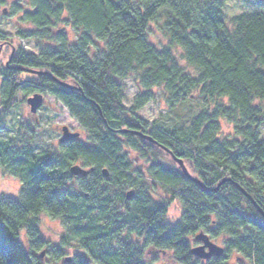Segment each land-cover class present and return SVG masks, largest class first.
Masks as SVG:
<instances>
[{
	"label": "trees",
	"instance_id": "trees-1",
	"mask_svg": "<svg viewBox=\"0 0 264 264\" xmlns=\"http://www.w3.org/2000/svg\"><path fill=\"white\" fill-rule=\"evenodd\" d=\"M28 1L17 37L34 41L37 53L10 46V60L0 70V122L20 88L38 90L68 109L89 143L70 139L50 153L0 140V169L22 184L20 199L0 196V264H42L36 252L48 242L38 227L41 213L66 227L49 253L53 260L67 261L64 248L72 242L84 253L64 264H145L147 248L171 251L178 264H200L189 250V239L200 231L211 239L224 236L227 250L264 264V217L257 210L264 211V138L258 133L264 110L256 103L264 102V11L228 20L226 0ZM64 15L78 31L74 42L59 27ZM161 19L168 40L157 47L148 39V26ZM96 41L103 49L91 53ZM174 47L194 74L179 65ZM29 70L39 72L21 86L16 76ZM130 75L145 92L135 94L127 109L121 80ZM154 87L171 109L193 98L201 107L179 127L149 124L136 111L154 100ZM221 119L233 125V137H219ZM167 149L205 186L229 180L217 191H205ZM129 152L145 166L134 165ZM79 163L93 170L72 175L69 168ZM74 179L79 188L68 184ZM154 182L168 189L165 203L152 197ZM171 199L182 206L174 225L162 222ZM224 258L203 264H226Z\"/></svg>",
	"mask_w": 264,
	"mask_h": 264
},
{
	"label": "rangeland",
	"instance_id": "rangeland-1",
	"mask_svg": "<svg viewBox=\"0 0 264 264\" xmlns=\"http://www.w3.org/2000/svg\"><path fill=\"white\" fill-rule=\"evenodd\" d=\"M261 0H226L223 7L224 14L229 20L232 16L246 11H264V8L260 6ZM28 0H5V3H0V34L3 38H0V70H2L10 60L9 56L11 53V47H20L21 51L25 54L37 53V48L34 45V41L27 39H19L17 37V23L21 17V11L30 8ZM64 23L60 24L59 27L63 30H67L69 34V41L74 42L78 31L73 29L71 24L67 22L66 15H64ZM163 20H158L156 22L149 23L148 39L149 41L161 47L167 43V34L162 29ZM30 25L24 24L23 27H28ZM230 26V24H229ZM103 49V43L101 41H96L95 45L92 46L90 52L95 53L97 50ZM16 51V49H14ZM173 52L179 62L186 72L194 74V69L190 67L181 54V49L179 47H174ZM36 72L24 71L17 74V82H21V86L28 84L26 80L35 78ZM2 80V75L0 74V82ZM121 83L124 87V100L122 105L125 108H130L132 100L135 94L138 92H145L139 86L138 81L133 75H130L123 80ZM154 100L148 102L141 109L136 111V114L147 121L149 124L154 122L162 123L167 128L179 127L186 124L200 109L201 101L197 99L187 100L185 103L177 106L174 109L169 108L165 101L163 92L154 87L151 89ZM34 92H39L38 90ZM27 93L25 90L20 88L14 97V103H12L9 110L5 113L3 120L0 122V140L11 141L17 146H22L24 143H28L33 147L35 152L48 151L50 153L59 152V138L61 136V128L63 126H68L73 132H78L79 136L77 139L89 143V137L83 127L71 116L68 109L54 96L49 93L43 94V103L37 109L35 113L30 112L29 105L26 102L28 96L32 93ZM226 102V100H223ZM264 110V102H258ZM220 123V134L219 137H233L234 127L227 121L221 119ZM259 136L264 138V122L258 129ZM135 153L129 152V159L134 165H140V167L145 166V161L135 160ZM137 163H135V161ZM169 162V159L166 158ZM80 164V163H79ZM82 165V164H80ZM133 165V166H134ZM79 180L74 179L69 185L79 188ZM149 183L150 181L147 180ZM152 188V197L160 202L165 203L170 199V194L168 189L157 184L150 183ZM21 180L7 173L4 169H0V196L11 197L14 199H20L21 196ZM181 203L178 199H171L168 202L167 212L162 218V222L168 225H174L181 215ZM38 227L40 230L41 237L48 242V246L37 251L36 254L43 252L41 256L42 264H64V256L59 260H53L50 256L52 246L59 245L60 238L66 233V227L61 220L53 218L48 214L41 213L38 216ZM24 231L21 236H23ZM213 242L223 248H226L225 237L220 236ZM21 242L26 245L25 240L22 238ZM191 244H195L197 241L194 237L189 239ZM65 256L70 259L74 254L84 255L79 249L76 248V244L72 242L70 246L64 248ZM228 257L226 264L237 263V257H240L242 263L240 264H251L250 260L237 255L234 250H227ZM69 259V260H70ZM143 262L145 264H178L172 257L171 251H160L155 249H146L143 257ZM200 262V264H203Z\"/></svg>",
	"mask_w": 264,
	"mask_h": 264
},
{
	"label": "water",
	"instance_id": "water-1",
	"mask_svg": "<svg viewBox=\"0 0 264 264\" xmlns=\"http://www.w3.org/2000/svg\"><path fill=\"white\" fill-rule=\"evenodd\" d=\"M29 71L39 72V71H36V70H29ZM61 84L64 85V86H66V87L75 89L76 91H79V92L81 91V89L79 87H76V86L67 84L65 82H61ZM26 102L29 105L30 112L35 113L37 111V109H39V107L41 106V104L43 103V95L41 93H38V92L33 93L32 95H30V96L27 97ZM95 106L98 109L99 114L102 116L101 110L98 107V105L95 104ZM119 131L120 132H125V131H129V130H127V129H121ZM61 132L62 133H61V136L59 138V142L60 143L66 142V141H68L70 139H75V138H77L79 136V133L78 132L71 131L68 126H63L61 128ZM131 132H133V131H131ZM142 136L144 138H146V139L151 140L150 137H148V136H145V135H142ZM162 148H164V147H162ZM167 151L172 156V158L176 161V163L178 164V166L181 168L183 174L187 178L193 180L195 183H197L198 185H200L205 191H217V190H219V188L222 185V183H224L225 181L229 180V178H223V179H221L216 184L215 187H207V186H205V184L201 180H199L196 177L192 176L188 172L186 166L184 165V162H183L182 158L176 157L168 149H167ZM69 169H70L71 174L74 175V176H77V175L86 176L90 171L93 170V168L86 169L82 165H79V164H73ZM102 172H103V175H107V173H108V171H107L106 168H103L102 169ZM240 190L243 192V194L249 200H252L251 197H250V195L242 187H240ZM131 196H132V191L129 190L127 192V198H130ZM253 203H254V201H253ZM257 210L264 217V211L260 207H258V206H257ZM195 239L197 241H200L201 244L192 247L191 250H190V252L193 255H196L197 257H199L201 259H208L212 255L221 256L223 254V252H224V248L222 246H219L216 243H214L210 239V237L206 233H204L202 231L198 232L195 235ZM42 255H43V252L40 253V256H42ZM69 259H70L69 257L66 258L67 261Z\"/></svg>",
	"mask_w": 264,
	"mask_h": 264
},
{
	"label": "flooded vegetation",
	"instance_id": "flooded-vegetation-1",
	"mask_svg": "<svg viewBox=\"0 0 264 264\" xmlns=\"http://www.w3.org/2000/svg\"><path fill=\"white\" fill-rule=\"evenodd\" d=\"M8 62H9V60H8ZM7 62V63H8ZM103 173V172H102ZM104 176H107V175H104ZM211 239V238H210ZM212 241H214V240H212ZM199 244H201V242L200 241H197L195 244H191V243H189V250H191V248L192 247H194V246H196V245H199ZM166 251V250H165ZM167 251H169V250H167ZM162 252V251H161ZM191 253V252H190ZM191 255H192V258H193V260H198V262H206L207 260H210V259H214V258H216V257H219V256H215V255H212L210 258H208V259H201V258H199V257H197L196 255H193L192 253H191ZM222 256H224L225 258H224V260H225V262L227 261V257H228V251H227V248H224V252H223V254H222ZM240 263H242V260H241V258L240 257H237V263H231V264H240Z\"/></svg>",
	"mask_w": 264,
	"mask_h": 264
}]
</instances>
